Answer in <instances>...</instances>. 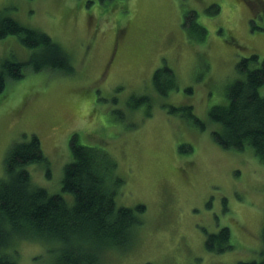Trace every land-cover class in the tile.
Segmentation results:
<instances>
[{
  "label": "rangeland",
  "instance_id": "1",
  "mask_svg": "<svg viewBox=\"0 0 264 264\" xmlns=\"http://www.w3.org/2000/svg\"><path fill=\"white\" fill-rule=\"evenodd\" d=\"M0 9L46 32L75 67L66 74L26 66L21 78L6 82L0 93V178L8 148L35 134L47 164L26 167L32 183L62 193L71 204L62 178L75 134L78 143L98 147L116 162L124 183L115 203L146 206L134 247L108 250L106 264L260 258L264 162L251 148H222L212 137L219 125L209 110L226 103L229 85L244 77L237 67L243 57L264 59V0H0ZM190 10L206 28L204 40L186 36L182 22ZM33 51L14 34L0 39V58L26 61ZM165 67L175 87L162 94L152 76ZM183 104L193 105L203 128L167 111ZM224 225L233 247L208 250L207 234ZM53 247L20 239L9 251L15 249L19 264H54Z\"/></svg>",
  "mask_w": 264,
  "mask_h": 264
},
{
  "label": "trees",
  "instance_id": "2",
  "mask_svg": "<svg viewBox=\"0 0 264 264\" xmlns=\"http://www.w3.org/2000/svg\"><path fill=\"white\" fill-rule=\"evenodd\" d=\"M197 22L195 11L185 12L182 24L186 36L198 35L204 40L206 28ZM10 34L34 51L26 61L0 58V93L8 80L24 75L26 66L36 71L49 68L74 73L71 58L61 44L0 9V39ZM232 39L229 38L233 42ZM237 67L244 77L229 85L226 103L213 105L209 110L210 120L219 125L212 137L224 149L251 148L264 162V94L260 92L264 85V59L260 61L256 54H251L243 57ZM169 71L165 67L153 72V85L162 94L175 87L174 74ZM141 100L147 101V97ZM193 109L192 104H183L170 106L167 111L203 128ZM188 149L192 151V147ZM70 151L62 190L72 195L71 204L62 193L50 194L32 183L26 167L32 163L47 164L37 135L16 141L8 148L4 157L5 177L0 178V264H19L12 255L15 249L10 252L9 248L20 239L54 245V264H106L103 254L108 250L123 252L132 247L134 235L142 229L145 204L129 207L115 203L116 189L124 179L117 174L116 162L108 152L78 143L75 134L70 140ZM262 231L260 258L240 264H264V224ZM204 242L211 251L233 247L230 229L225 225L207 234Z\"/></svg>",
  "mask_w": 264,
  "mask_h": 264
}]
</instances>
